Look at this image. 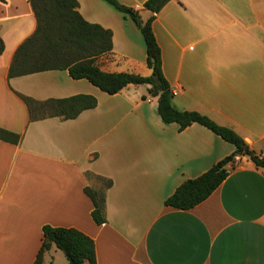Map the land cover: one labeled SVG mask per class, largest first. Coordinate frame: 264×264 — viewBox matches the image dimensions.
<instances>
[{
	"label": "crops",
	"instance_id": "obj_1",
	"mask_svg": "<svg viewBox=\"0 0 264 264\" xmlns=\"http://www.w3.org/2000/svg\"><path fill=\"white\" fill-rule=\"evenodd\" d=\"M77 1L85 20L113 32L112 50L95 59L102 70L152 73L131 17L106 0ZM119 1L143 19L152 14L146 0ZM37 26L30 0H0V127L20 135L17 143L0 138V264H33L45 224L91 236L97 264H264V167L235 155L205 200L166 206L183 181L232 154L234 144L198 122L182 130L164 122L148 84L110 94L68 69L10 77L17 49ZM153 30L174 106L232 128L264 157V0H169ZM79 94L97 104L73 118L32 115L23 98ZM88 173L113 181L101 224L85 192L100 181ZM61 253L52 245L42 264H58Z\"/></svg>",
	"mask_w": 264,
	"mask_h": 264
},
{
	"label": "trees",
	"instance_id": "obj_2",
	"mask_svg": "<svg viewBox=\"0 0 264 264\" xmlns=\"http://www.w3.org/2000/svg\"><path fill=\"white\" fill-rule=\"evenodd\" d=\"M106 1L131 17L140 29L146 44V62L152 69L150 75L125 71L108 72L96 64L98 54L112 50L113 32L85 20L77 10V0H30L38 19V26L17 49L9 76L49 69H68L73 78H86L110 94L120 92L129 84H148L149 94L158 97L157 110L164 122H176L181 130L198 122L234 144L235 150L232 154L217 161L201 175L183 181L165 199L166 206L189 209L205 200L227 177L229 172L226 165L233 162L235 155H246L258 167H264V157L256 154L232 128L220 125L198 111L181 110L174 106L173 91L163 70L161 47L153 30L156 13L169 0H146L144 7L152 12L147 19L142 18L139 9L123 4L119 0ZM4 48L5 44L0 36V54ZM23 98L32 115L34 110L39 109L63 115L64 118L76 117L82 110L97 104L94 96L84 94L42 102L26 96ZM0 138L17 143L20 135L0 127ZM88 178L100 181L98 186H86L85 192L94 203L92 217L96 223L101 224L106 221V192L113 181L91 173H88ZM42 231V243L33 264H42L44 253L54 244L65 253L68 264L86 262L97 264L95 242L80 229L45 224Z\"/></svg>",
	"mask_w": 264,
	"mask_h": 264
},
{
	"label": "rangeland",
	"instance_id": "obj_3",
	"mask_svg": "<svg viewBox=\"0 0 264 264\" xmlns=\"http://www.w3.org/2000/svg\"><path fill=\"white\" fill-rule=\"evenodd\" d=\"M92 179H93V178H92ZM61 254H62V256H63V257H62V261H61V262L59 261L58 264H64L65 261H68V259H67L66 255H65V253L63 252V253H61ZM67 264H68V263H67Z\"/></svg>",
	"mask_w": 264,
	"mask_h": 264
},
{
	"label": "built area",
	"instance_id": "obj_4",
	"mask_svg": "<svg viewBox=\"0 0 264 264\" xmlns=\"http://www.w3.org/2000/svg\"><path fill=\"white\" fill-rule=\"evenodd\" d=\"M173 94H174V92H173ZM239 160V157L238 156H236L234 159H233V161H235V162H237Z\"/></svg>",
	"mask_w": 264,
	"mask_h": 264
}]
</instances>
